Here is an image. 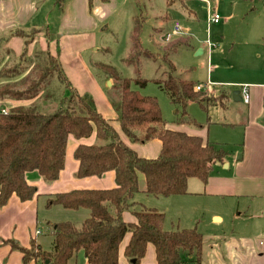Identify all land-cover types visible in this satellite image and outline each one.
Wrapping results in <instances>:
<instances>
[{
  "label": "trees",
  "instance_id": "16d2710c",
  "mask_svg": "<svg viewBox=\"0 0 264 264\" xmlns=\"http://www.w3.org/2000/svg\"><path fill=\"white\" fill-rule=\"evenodd\" d=\"M178 1L183 3L184 0ZM56 4L61 8L63 0H56ZM143 23L142 16L135 18L129 34V52L123 59L125 65L133 68L135 78L123 77L115 68L100 62L95 65L112 82V94L119 101L117 121L128 141L139 144L153 139L161 141V150L155 159L141 158L122 140L110 122L97 111L93 98L78 94L70 86L55 56L49 53L37 55L34 62L44 60L43 64L50 67L48 73L55 72L67 88V93L59 94L57 100L54 96L58 94L50 89L54 79H48V73L40 74L39 71L37 74L38 62L32 66L31 59L25 64L20 62L25 61V53L15 61L18 63L7 68L9 72L0 70V75L19 76L18 80L0 86V99H35L29 106L0 112V206L12 195L21 202L35 195V187L25 179L29 171H36L45 182L55 181L64 167L70 136L80 140L95 134L93 144H79L73 151L78 162L76 176L100 177L113 172L116 183L112 189L73 190L49 200L48 207L86 209L89 216L79 228L70 222L52 225L51 252L42 251L34 242L25 249L11 241V246L23 254L22 264L32 260L69 264L79 252L83 253L87 264H118L119 246L127 234L130 238L124 248V257L133 260L131 264H139L149 244L154 247L157 264H186L184 254L193 263H200L204 240L195 229L165 230L163 213L143 205L136 207L133 196L139 191L138 174L144 176L146 195H184L190 178L207 182L213 165L224 161L226 151L204 143L199 136L168 129L156 98L143 96L132 89V85L144 87L147 83L139 76V58L151 57L140 44ZM187 44L188 39L177 41L170 51ZM174 71L170 65L164 79L154 82L169 97L176 113L181 111L183 121L192 122L186 118L188 103L194 101L206 109L215 96L208 91H195L193 82L174 76ZM39 101L48 102L51 107L42 111ZM126 211H131L134 223L124 222L122 215Z\"/></svg>",
  "mask_w": 264,
  "mask_h": 264
},
{
  "label": "crops",
  "instance_id": "0c3cea01",
  "mask_svg": "<svg viewBox=\"0 0 264 264\" xmlns=\"http://www.w3.org/2000/svg\"><path fill=\"white\" fill-rule=\"evenodd\" d=\"M109 1L113 0H91V3L89 0H63L61 8L55 1L54 7H58L59 12L55 16L53 30L56 32L59 28L63 33H68L57 39L55 32L50 30L48 16L42 9L45 0H0V70L4 66L13 67L23 53L25 61L20 62L24 64L29 57L49 53L58 59L70 86L80 95L91 96L97 111L110 122L114 116L113 111L103 96L97 97L100 91L88 67L92 62L99 63L92 61L93 54L105 50L98 44L96 29L99 27V19L106 16L104 5H109ZM159 29H153L154 36ZM167 29L169 28L165 30ZM74 31L81 33L70 35ZM203 51L204 49H199L197 54L200 55ZM262 56L264 60V48L256 55V61H261ZM7 62L10 63L6 64ZM5 71L9 72L8 69ZM244 78L241 86H236L232 91H227L223 85H213V88L219 87V107L223 111L228 109L225 102H229L230 96L234 95L243 102V86H247L249 102H243L245 108L242 111V119L227 124L231 128H238L237 139L225 150L224 161L213 165L205 184L196 178H190L186 194L152 198L144 193V176L138 174V196H133L136 207L141 204L163 212L164 216L167 214L165 219L169 221V225L164 223L165 230L195 229L204 240L199 264H264L263 70L257 67ZM18 79L19 76L15 77L11 73L0 75V86ZM64 93H67V88ZM58 97L54 96L56 100ZM34 100L0 99V112H7L17 106H29ZM39 103L42 110L51 107L48 102ZM212 105L215 104L210 106ZM110 124L117 132L120 130L116 122ZM118 133L141 158L155 159L159 155V139L143 144L130 143L123 133ZM187 134L199 136L204 143H210L202 129L191 130ZM94 142L95 134L80 140L70 136L64 167L58 178L53 182H45L36 171H29L25 179L29 185L35 187V195L24 202L12 195L5 205L0 206V264H22L23 254L11 246V241L25 249H29L34 242L43 251V241L40 240L43 235V223L52 228L56 223L70 222L67 220L72 216L74 221L70 223L79 228L89 216V212H82L86 209L69 210L58 205L48 207V201L54 196L73 190H107L115 187L113 172H107L100 177L76 176L78 162L73 157L74 149L79 144L91 145ZM41 208L46 211L53 210V214L42 220L41 215L39 216ZM122 218L126 223L135 222L131 211L124 212ZM51 238L53 239L52 236ZM129 238L130 234L125 235L119 246L118 264H131L130 260L124 257V248ZM51 244L53 245V242ZM45 247L48 248V243ZM52 249L53 246L51 251ZM75 257L79 259V264H87L83 253L79 252ZM73 260L76 264V260ZM38 262L40 261L32 260L27 264H40ZM139 264H157L151 244L146 247L145 255ZM186 264L195 263L190 261Z\"/></svg>",
  "mask_w": 264,
  "mask_h": 264
},
{
  "label": "rangeland",
  "instance_id": "374dc122",
  "mask_svg": "<svg viewBox=\"0 0 264 264\" xmlns=\"http://www.w3.org/2000/svg\"><path fill=\"white\" fill-rule=\"evenodd\" d=\"M55 1L45 0L42 6L43 12L45 11L48 16L51 31H54L55 16L59 12L58 7H54ZM104 12L106 16L99 19L96 35L99 46L104 47L105 50L93 54L92 61L95 60L115 68L123 77L135 78L133 68L125 65L123 59L129 52V34L133 29L134 20L142 16L144 23L140 34V44L143 50L151 53V57L141 56L139 58V76L147 80L146 85L144 87L132 85V89L143 96L156 98L162 118L169 129L185 133L202 129L207 134L210 143H214L212 145L221 147L225 151L238 135V128L236 129L235 126L231 128L227 124L241 120L245 106L239 98L233 99L230 96L229 102H225L228 109L223 111L219 107V87L213 88V85H223L224 89L232 91L236 86H241L240 84L244 82L242 80H245L244 77H247L253 69L261 67L264 74L263 56L261 61L255 59L258 52L264 48V0H184L183 3L178 0H113L109 1V5H104ZM214 12L220 17L217 24L210 20ZM175 21L182 25L187 34L165 43L163 35L168 30L165 29L170 28ZM155 28L160 29L154 36L153 29ZM58 29L54 31L55 38L59 39L68 34ZM80 33L74 31L70 35ZM187 38L189 39L188 46L181 45L174 51H170L174 43ZM199 49H204L200 55L197 54ZM35 57L27 59L32 60L31 64H36L38 60L34 62ZM40 61L37 63L40 64L37 74L39 71H41L40 74L48 73L50 67L43 64L44 60ZM91 65L88 66L89 71L96 79L100 91L97 97L103 96L104 100H107L114 115L110 122H116L120 128L117 121L119 101L112 94V82L93 62ZM170 65L174 66V76L189 80L194 85L203 86L209 83L211 85L209 93L216 95L211 102L215 105L208 106L206 109L200 107L197 102L188 103L186 118L192 122L183 121L181 111L176 113L169 97L154 82L157 79H164V73L169 71ZM7 68L4 66L2 70L5 71ZM50 72L48 79L51 81L54 79L50 89L56 91V95H62L65 92L64 84L58 80L55 72L52 70ZM1 112L5 111L1 110ZM118 132L122 134L121 129ZM134 196H138V193ZM140 206L141 204H138L137 207ZM84 211L88 212L87 210L82 212ZM51 214L53 210L46 211L41 208L39 216L41 215L40 217L44 220ZM64 219L66 221V217ZM68 219L70 220L67 221H74L72 216ZM164 223L169 225L166 219ZM43 226V235L40 237L44 245L43 251L51 252L52 228L46 223H43ZM47 243L48 248L45 247ZM185 255L183 258L186 263H189L190 260ZM73 259L76 260V264H79V259L75 256L70 259L69 264H75ZM38 263L42 264V262Z\"/></svg>",
  "mask_w": 264,
  "mask_h": 264
},
{
  "label": "built area",
  "instance_id": "2783aa9c",
  "mask_svg": "<svg viewBox=\"0 0 264 264\" xmlns=\"http://www.w3.org/2000/svg\"><path fill=\"white\" fill-rule=\"evenodd\" d=\"M211 22L217 24L220 21V17L217 13H214L211 16ZM187 34V31L184 30V28L182 27V25L175 21L172 23V25L170 26V28L165 32V34L163 35V41L165 43H169L170 41H172L173 39L179 37V36H183ZM209 84H205V85H196L194 87L195 91H208L210 92V87L208 86ZM242 100L244 103H248L249 102V95H248V91H247V86H243L242 87Z\"/></svg>",
  "mask_w": 264,
  "mask_h": 264
},
{
  "label": "water",
  "instance_id": "95a60500",
  "mask_svg": "<svg viewBox=\"0 0 264 264\" xmlns=\"http://www.w3.org/2000/svg\"><path fill=\"white\" fill-rule=\"evenodd\" d=\"M108 85H109V86L111 85L110 81L108 82ZM233 99H238V98H235V96L233 95ZM130 263H134V261L131 260Z\"/></svg>",
  "mask_w": 264,
  "mask_h": 264
}]
</instances>
